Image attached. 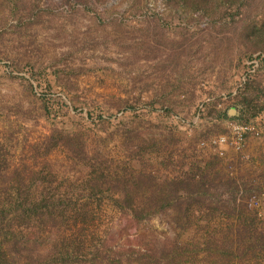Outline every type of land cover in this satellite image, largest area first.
<instances>
[{
	"label": "rangeland",
	"instance_id": "1",
	"mask_svg": "<svg viewBox=\"0 0 264 264\" xmlns=\"http://www.w3.org/2000/svg\"><path fill=\"white\" fill-rule=\"evenodd\" d=\"M235 106L264 0H0V264H264V128L201 146Z\"/></svg>",
	"mask_w": 264,
	"mask_h": 264
},
{
	"label": "built area",
	"instance_id": "2",
	"mask_svg": "<svg viewBox=\"0 0 264 264\" xmlns=\"http://www.w3.org/2000/svg\"><path fill=\"white\" fill-rule=\"evenodd\" d=\"M228 119L230 120L226 123L227 132L223 135L213 136L206 142H201V146L209 148L219 156H223L228 149L240 152L244 147L247 136H258L260 134V119L252 118L247 122H241L230 117Z\"/></svg>",
	"mask_w": 264,
	"mask_h": 264
},
{
	"label": "crops",
	"instance_id": "3",
	"mask_svg": "<svg viewBox=\"0 0 264 264\" xmlns=\"http://www.w3.org/2000/svg\"><path fill=\"white\" fill-rule=\"evenodd\" d=\"M234 111H232L231 110V113H230V111H228V116H230V117H236L237 116V114L236 113H234V114H232ZM230 113V114H229ZM252 118H257V119H260L261 120V131H262V129L264 128V109L261 111V112H259L258 114H254V116L253 117H251V119Z\"/></svg>",
	"mask_w": 264,
	"mask_h": 264
},
{
	"label": "trees",
	"instance_id": "4",
	"mask_svg": "<svg viewBox=\"0 0 264 264\" xmlns=\"http://www.w3.org/2000/svg\"><path fill=\"white\" fill-rule=\"evenodd\" d=\"M248 105H249V104H247V106H248ZM234 108H235L236 114H238V117H237V116H236V117L238 118L239 121H241V122H247L248 120L251 119L250 117L247 118V119H244V114H245V112H244L243 110H241V109L238 110V108H237L236 106H235ZM260 110H263V108L260 109ZM253 116H254V115H252L251 117H253ZM225 117H227V118L229 117L227 113L225 114ZM231 118H232V117H231ZM237 118L234 117L233 119H237Z\"/></svg>",
	"mask_w": 264,
	"mask_h": 264
},
{
	"label": "water",
	"instance_id": "5",
	"mask_svg": "<svg viewBox=\"0 0 264 264\" xmlns=\"http://www.w3.org/2000/svg\"><path fill=\"white\" fill-rule=\"evenodd\" d=\"M233 111V110H232Z\"/></svg>",
	"mask_w": 264,
	"mask_h": 264
}]
</instances>
